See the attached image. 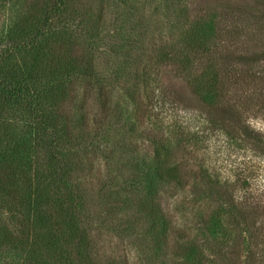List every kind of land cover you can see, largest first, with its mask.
Listing matches in <instances>:
<instances>
[{
    "label": "rangeland",
    "instance_id": "obj_1",
    "mask_svg": "<svg viewBox=\"0 0 264 264\" xmlns=\"http://www.w3.org/2000/svg\"><path fill=\"white\" fill-rule=\"evenodd\" d=\"M54 4L68 11L59 16ZM24 10L39 87L53 82L52 54L71 62L83 53L102 90L70 72L69 128H58L66 149L57 161L78 197L88 261L264 264V0H0V51L17 39L10 30ZM17 113L30 154L41 157L34 114ZM15 216L0 208V235L16 232ZM61 244L48 261L72 264L76 243ZM24 255L0 245V264Z\"/></svg>",
    "mask_w": 264,
    "mask_h": 264
},
{
    "label": "trees",
    "instance_id": "obj_2",
    "mask_svg": "<svg viewBox=\"0 0 264 264\" xmlns=\"http://www.w3.org/2000/svg\"><path fill=\"white\" fill-rule=\"evenodd\" d=\"M53 8L56 9L55 13L57 12L59 16H64L68 11L61 10V6H56V4L53 5ZM27 16H29L28 12L24 10L20 20L14 23L10 30L12 32L15 29L17 39L13 44H10V47L0 51V208L5 207L14 216L19 217V227L16 232L14 229L9 231L6 227L3 234L0 235V245L25 254L24 257L27 258L14 264H51L52 260L48 261L47 258L53 254L61 256L62 252L59 251L66 250L62 247V244L65 243L56 245L65 240L66 243H76L77 246L76 255L72 257V260L74 258L76 260H73L72 264H92L88 261L89 253L83 244L86 235L84 230L80 229L78 197L74 190H71L69 182L65 178L67 176L63 172L65 167L59 166L57 161L58 156L65 155L66 149L64 148L66 143L63 144L66 140L64 141L58 136V128L62 125L64 132L69 128L68 120L66 119L62 123L61 118L68 116L65 111L68 94L65 90L71 81L67 80L70 72L74 75L73 78H82L84 89L91 84L95 93L102 90L98 88L97 83L92 81V61L83 53L75 55V60L71 62L67 61L68 53L52 54L54 57L48 61L50 63L47 76L50 74L53 82L48 84L50 79L48 82H44V86L39 87V84L42 85V83L39 80L35 82L36 72L30 60V56L33 54L32 40L27 38L24 29L25 26H29ZM199 22L200 25L203 24L201 19ZM42 25L45 27L47 24ZM42 25L40 28H36V34L42 32ZM62 29L59 27L58 31L61 33ZM63 33L65 34V30ZM57 58L58 61H56ZM91 81L93 83H90ZM56 92H58L57 96ZM102 102L104 105L103 117L107 118L113 110L108 105L111 101L109 98H104ZM228 108L226 116L229 121L242 128V125L237 124L234 108L231 105ZM17 110L20 112L30 111L31 114H34L29 121L34 127L33 141L34 144L42 142L45 149H43L42 156L37 157L38 161L36 160L37 154H30L32 138L23 136L25 133L22 134L21 130L19 131ZM231 126L234 128L233 125ZM27 144L30 148L29 146L27 148ZM39 161L42 163L40 171L37 168L34 169L37 166L35 163L39 164ZM57 164L59 176L49 177L47 184H44L46 179L44 173L48 169L56 171ZM25 167H32L33 173L27 175ZM163 169H165V165L162 162L153 163V170H157L160 177L165 176L162 172ZM177 177L172 175V177L166 178V185L171 186ZM56 182L57 185L54 187L58 189V193L52 191V186ZM34 194L39 195L37 201H35ZM65 255L66 253H64Z\"/></svg>",
    "mask_w": 264,
    "mask_h": 264
}]
</instances>
